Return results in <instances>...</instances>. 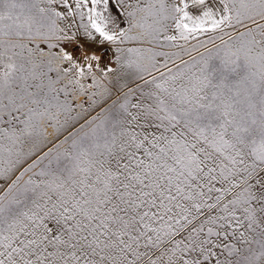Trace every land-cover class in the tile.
I'll list each match as a JSON object with an SVG mask.
<instances>
[{
  "label": "snow or ice",
  "instance_id": "obj_1",
  "mask_svg": "<svg viewBox=\"0 0 264 264\" xmlns=\"http://www.w3.org/2000/svg\"><path fill=\"white\" fill-rule=\"evenodd\" d=\"M0 179V264H264V0H0Z\"/></svg>",
  "mask_w": 264,
  "mask_h": 264
},
{
  "label": "rangeland",
  "instance_id": "obj_2",
  "mask_svg": "<svg viewBox=\"0 0 264 264\" xmlns=\"http://www.w3.org/2000/svg\"><path fill=\"white\" fill-rule=\"evenodd\" d=\"M69 2L72 3L73 0H69ZM192 7L193 6L190 4V10H192ZM57 10L58 11H63V8L58 6L57 7ZM62 26H63V24H62ZM217 43H219V42L217 41ZM41 47H45V46L44 45H41ZM209 47H211V45H209ZM53 51H55V50H53ZM200 51L203 52L204 49H200ZM193 55L195 56L196 53H193ZM107 56H109V57L111 56V51H108L107 52ZM185 59H187V57H185ZM212 63L215 64L217 62L216 61H213ZM169 67H173V66L172 65H169ZM162 71H164V70L162 69ZM153 75H156V73H153ZM136 83H142V82H130V87L135 88ZM144 90L147 91V89H144ZM136 96L139 97V93H137ZM133 102H135V101L133 100ZM83 103H84V108L87 109L88 108V102H87V100L85 99V101ZM92 114L95 115L96 113H92ZM73 115H75V113H73ZM49 134L51 135V132ZM61 139H63V137H61ZM21 148H22V151L23 152H28L29 149H30V144L25 143L24 145L21 146ZM45 150H47V149H45ZM27 163H31V160H28ZM27 163L24 164V166L20 168V171H23V168L24 167H27ZM16 175H19V172H17ZM25 179H27V176L25 177ZM0 184H4V180L3 179H0Z\"/></svg>",
  "mask_w": 264,
  "mask_h": 264
}]
</instances>
